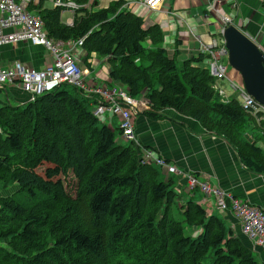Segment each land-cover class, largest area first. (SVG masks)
<instances>
[{"label": "trees", "instance_id": "trees-1", "mask_svg": "<svg viewBox=\"0 0 264 264\" xmlns=\"http://www.w3.org/2000/svg\"><path fill=\"white\" fill-rule=\"evenodd\" d=\"M122 7L82 8L72 27L62 22V9L44 2L32 9L54 41L91 32L84 50L111 58V81L135 98L144 94L146 115L173 109L198 121L223 137L249 171L264 175V124L253 125L236 99L221 102L215 79L201 67L205 55L178 65L160 27L144 28ZM88 103L61 85L35 102L0 107V192L17 187L0 196V264H258L245 238L198 202L181 203L174 180L143 165L134 143H118Z\"/></svg>", "mask_w": 264, "mask_h": 264}, {"label": "crops", "instance_id": "crops-1", "mask_svg": "<svg viewBox=\"0 0 264 264\" xmlns=\"http://www.w3.org/2000/svg\"><path fill=\"white\" fill-rule=\"evenodd\" d=\"M119 1L123 2V11L132 12L143 19L144 28L158 25L164 34L163 46L167 54L171 52L173 56L169 57L176 60L180 58L181 63L200 55L203 44L221 40L218 35L223 27L220 19L222 16L231 17L232 25L255 39L264 52V0H165L162 9L156 12H148L140 6L143 0H88L86 5L89 11H96ZM93 2L96 5H91ZM73 19L75 17L70 20ZM88 59L87 64L86 61L82 62V69L88 74V88L101 85L121 86L111 81L110 65L106 59L96 55H90ZM51 61V55L46 50L24 43L5 47L0 55L3 66L19 62L26 68L37 69L51 64ZM229 75L237 79L236 74L229 72ZM88 100L94 108L95 100ZM27 103L28 96L19 87L0 89V107H17ZM146 111L148 110L135 118V134L139 145L141 148L154 150L160 158L180 172L172 174L167 169H162V179L174 180L175 189L182 198L181 203L194 200L209 214L224 219L235 236L245 238V244L255 254L257 263L264 264V250L254 247L242 234L235 216L230 212H216L213 203L207 202L200 191L188 190L186 179L191 174L211 186L231 193L236 199L258 207L264 213V175L249 171L241 163L235 149L223 137L207 131L198 121L173 109L161 112L162 117H150L145 114ZM120 140L121 136L117 139L118 143Z\"/></svg>", "mask_w": 264, "mask_h": 264}, {"label": "built area", "instance_id": "built-area-1", "mask_svg": "<svg viewBox=\"0 0 264 264\" xmlns=\"http://www.w3.org/2000/svg\"><path fill=\"white\" fill-rule=\"evenodd\" d=\"M40 2H49L52 8L69 12L73 17L79 10L88 7L79 4L76 0H0V55L3 48L24 43L46 50L52 59L51 64L37 69L26 68L19 62L9 66L0 63V89L19 87L28 96V102L32 103L37 98L54 92L61 85L74 87L86 99L95 100L92 114L100 123L110 127L116 121L120 127L122 140L140 147L143 165L167 169L172 174L180 173L176 167L160 158L154 150L141 148L139 145L135 134L139 98L133 97L129 90L122 86L87 87L88 74L82 71L79 53L81 51L85 53L84 41L91 32L84 38L68 42L50 39L42 18L32 9ZM164 4L165 0H143L140 6L148 12H156L161 10ZM222 17L223 27L220 34L223 36L224 30L232 25V19ZM73 24L74 19L67 22V26L72 27ZM245 35L256 43L255 39ZM201 54L207 58L204 61L205 68L215 79L214 89L222 102L226 104L236 99L245 112L251 114L257 122L264 124V106L246 91L240 77L234 79L229 75L228 50L224 39L203 44ZM186 179L189 188L192 191H200L207 202L213 203L216 212L232 213L239 222L242 234L253 243L254 247L264 250V213L261 209L236 199L231 193L217 186H211L191 174L186 176Z\"/></svg>", "mask_w": 264, "mask_h": 264}, {"label": "water", "instance_id": "water-1", "mask_svg": "<svg viewBox=\"0 0 264 264\" xmlns=\"http://www.w3.org/2000/svg\"><path fill=\"white\" fill-rule=\"evenodd\" d=\"M223 39L228 64L240 75L246 91L264 106V52L233 25L224 30Z\"/></svg>", "mask_w": 264, "mask_h": 264}, {"label": "rangeland", "instance_id": "rangeland-1", "mask_svg": "<svg viewBox=\"0 0 264 264\" xmlns=\"http://www.w3.org/2000/svg\"><path fill=\"white\" fill-rule=\"evenodd\" d=\"M120 2V1H119ZM122 2V1H121ZM123 3V2H122ZM91 5H96L94 2L91 4ZM45 7H47V8H52V4L51 3H49V2H46L45 3ZM227 17V16H226ZM73 18V15L71 14V13H69V12H64L63 14H62V22L64 23V24H66V22H67V20H70V19H72ZM220 19H221V21H222V19H223V17H220ZM218 36H220L221 38L220 39H223V37H222V35L221 34H219ZM147 45H148V47H150L151 46V42H148L147 43ZM85 51V50H84ZM85 53H86V51H85ZM85 53H83L82 51L79 53V57H80V59H81V61L84 63L85 61V64H87V62H88V56H90V55H88V53L87 54H85ZM91 55H95V54H92L91 53ZM168 56H173L172 55V53L170 52V54L168 53L167 54ZM97 57H99L98 55H96ZM170 58H172V57H170ZM174 58V57H173ZM103 59H106L107 60V62H108V64H109V62H110V57H103ZM176 62H177V64L178 65H182V63H181V61H180V58H177V60H176ZM227 65H228V70H229V72L230 73H232V74H236L237 75V78H239L240 77V75L239 74H237V73H235L234 72V70L230 67V65L228 64V62H227ZM201 67L202 68H205V65H204V62H203V65L201 64ZM82 71H84L83 69H82ZM90 76V75H89ZM122 86V85H121ZM125 87V86H124ZM125 88H127V87H125ZM128 89V88H127ZM129 90V89H128ZM228 91L229 92H231L230 91V89L228 88ZM139 98V100H140V105H139V110H138V112L139 113H141V112H143V111H145V110H150V108H151V106H150V104H149V101L147 100V98L145 97V95L144 94H142L140 97H138ZM221 99V98H220ZM221 102H222V100H221ZM223 103V102H222ZM87 108H88V110L89 111H91V112H93V106L92 105H90L89 103L87 104ZM253 117V116H252ZM254 119V123H253V125H259V124H261V123H259V122H257L256 120H255V118H253ZM111 127V129L115 132V134H116V139H118L119 137H120V127H119V125H118V123L116 122V121H114L113 122V124L110 126ZM252 128L250 127V128H247V133H246V137L248 138V137H251V135H250V132L252 131L251 130ZM212 133H214V132H212ZM250 139V138H249ZM121 142H123L122 144H127V143H125L123 140H120ZM119 141V142H120ZM120 142V143H121ZM260 145L261 146H263V144H261L260 143ZM68 182V181H67ZM73 184H74V180L72 179V181H71V183L69 184V188H68V190H70V191H73V189H72V187H73ZM187 188H188V190L190 191V192H192V190L189 188V186H188V184H187ZM17 190V187L16 186H14V187H12V188H10L7 192H3V191H1L0 192V196H7V195H10V194H13L15 191ZM194 192V191H193ZM71 193V192H70ZM176 219L177 220H179L180 222H183V216L181 215V213L179 212V213H176ZM186 227V226H185ZM186 230H188L187 228H186Z\"/></svg>", "mask_w": 264, "mask_h": 264}, {"label": "bare ground", "instance_id": "bare-ground-1", "mask_svg": "<svg viewBox=\"0 0 264 264\" xmlns=\"http://www.w3.org/2000/svg\"><path fill=\"white\" fill-rule=\"evenodd\" d=\"M120 131V130H119ZM135 147V146H134ZM140 148V147H139ZM141 155V154H140ZM160 157V156H159ZM201 180V179H200ZM201 196H202V194H201ZM203 198V197H202ZM213 206V205H212ZM233 215V214H232ZM234 217V216H233Z\"/></svg>", "mask_w": 264, "mask_h": 264}]
</instances>
